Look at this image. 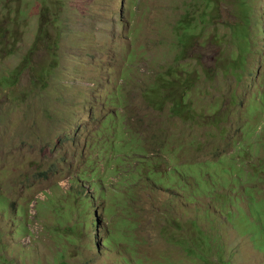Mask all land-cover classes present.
<instances>
[{"label":"rangeland","instance_id":"374dc122","mask_svg":"<svg viewBox=\"0 0 264 264\" xmlns=\"http://www.w3.org/2000/svg\"><path fill=\"white\" fill-rule=\"evenodd\" d=\"M29 1L22 15L0 0V264H99V239L102 264H264V0ZM186 15L214 28L211 44L184 53L174 30L159 49ZM253 44L257 70L213 76L224 94L198 79L167 87L175 56L173 76L206 77L219 54L247 64ZM137 128L156 136L149 150ZM211 136L216 159H185ZM82 175L102 201L85 223L70 220ZM143 197H159L161 251L143 231Z\"/></svg>","mask_w":264,"mask_h":264},{"label":"clouds","instance_id":"9594fccd","mask_svg":"<svg viewBox=\"0 0 264 264\" xmlns=\"http://www.w3.org/2000/svg\"><path fill=\"white\" fill-rule=\"evenodd\" d=\"M221 1V0H218ZM214 1L209 0V1H202V3L206 6L212 4ZM180 22L181 26L187 29V34L191 35L192 41L189 44V46L187 47V49L190 46H193L195 44L200 43V40H202L201 45L199 46L200 48H205L207 45L211 44L212 38L214 36L217 35L216 32L211 31L212 29L214 30L213 27H210L209 25L206 24V21H201L200 19H198L197 21L194 20L193 18L189 17V16H183L182 19H180L178 21V23ZM177 30H180L182 32H184L182 29H180L179 27L176 28ZM175 29H172L170 31H168V36H166L161 44L159 49H164V43L166 41L170 40V35L172 33V31H174ZM235 39V43H236V49L237 50H242L245 47V41L244 39L241 38H237L236 36L233 37ZM207 42V43H205ZM253 56L251 58H249V61L247 64L241 65L240 62L237 61L236 58L234 59H229L227 58L225 55H217L213 61V66H211V68L209 69L210 71V75H207L206 77H203L202 74L194 69V72L192 70H184L182 68V70L180 72H178L176 75H168L169 76V80H168V84L167 87L168 88H172L174 84H177L179 81H183V87L185 86V84L187 83L186 80H188L191 75L194 77V79H198L201 80L203 83H205L211 90H213L214 92H218V93H222L224 94L226 91H228L226 89V87L224 85H219L218 87L216 85L213 84V76H217V75H223L226 76L229 72H233L236 73L237 75L239 74H251L252 71L257 70V61H258V56H257V51H256V47H254L253 44ZM187 53V50L185 49L184 53ZM155 58L157 59L159 57V55H154ZM240 55L239 58L240 59ZM176 59V56L174 58L171 59L170 62H172L173 60ZM181 61V60H180ZM201 59L198 57V59L196 60V62L200 63ZM92 61L87 62V63H80L77 65L78 69L80 70L81 68H84L85 66L91 64ZM168 63V62H167ZM166 63V64H167ZM162 65V68H164V66L166 65ZM247 66H250V68H247ZM98 73H94V74H88L90 76H95ZM216 94V93H215ZM142 97V95H140ZM143 99V97H142ZM144 102V99H143ZM214 103V99L213 97L210 100H207L205 103H203L200 107L204 108V107H211L212 104ZM143 105V104H142ZM167 112L168 113V118L170 119L172 117V115H174L176 118H178L179 114H173L171 111L168 110H163L164 113ZM144 117V116H143ZM140 119V124H143V120L144 118ZM139 120L138 115H128V123L130 124H137V121ZM184 120H186V122H188L190 124V122L188 121L187 118H185ZM197 121V120H196ZM198 124V121H197ZM196 124V125H197ZM192 125V124H190ZM195 125H192V127ZM82 128V127H81ZM81 128L77 131H75L74 134L70 135L73 137L77 136V133H82L81 131H84L83 129L81 130ZM138 129V128H137ZM137 134H145L147 136H152L151 134L147 133V132H140V130L138 129ZM139 137H141L139 135ZM142 138V142L141 145L144 147V149L149 150L150 146H151V140L146 139L144 137ZM71 139L66 138V136H64L63 141H68ZM153 144H156L155 141H153ZM220 149V142L214 137L211 136L209 141L204 145V147L201 148V150L199 151V153L197 155H189L187 154L185 159L186 160H195L198 159L202 156H208L211 159H216V155L217 153H219ZM84 152L85 149L83 148H79L77 150L76 155L78 156V159L80 160L81 158H83L84 156ZM72 183L73 185H76L78 187H80V193L83 196H74V200L78 203L79 207L76 208L74 214L71 216V221L72 219L76 216V215H81L84 218V223L87 222L92 216V210L94 209V207L96 208H100L102 209V201L101 199L98 197V193L97 190L94 188V186L87 181V179L85 178L84 175L79 176V179H72ZM84 184V185H83ZM158 189V188H157ZM45 194L40 193V195L36 196V199H40L43 200L45 198ZM47 198H49L47 196ZM158 198H149V197H143L141 198L140 201V206L143 208L144 212H143V218L145 216H151L152 217L150 219H147V222L149 221H153L147 225H144L146 223L143 224V231L145 233H147L148 235V239L151 241L153 247L158 250L161 251L165 248V242L164 240L156 233L155 230V224L158 223V221L156 220H162L163 221V215L157 211V206L156 203L158 201ZM36 210V209H35ZM72 223V222H71ZM95 224V230L93 232H95V234L99 237V233H102L104 231V228L102 226H97L96 221L93 222L91 225ZM82 223L79 224V226H81ZM71 225H69L68 227H66L65 230H68L70 228ZM90 227H87V229H85L84 233L89 230ZM82 234L80 233L79 235L75 236L76 238H79ZM103 249L102 246V241L99 239L97 245H96V253L98 255V262L99 264H102L103 260L100 257V251ZM248 257L247 255H243L241 259ZM96 263V262H95Z\"/></svg>","mask_w":264,"mask_h":264},{"label":"trees","instance_id":"16d2710c","mask_svg":"<svg viewBox=\"0 0 264 264\" xmlns=\"http://www.w3.org/2000/svg\"><path fill=\"white\" fill-rule=\"evenodd\" d=\"M37 1H43V0H37ZM202 1H209V0H202ZM28 5H30V1H29V0H18V6H17V8H16L17 13H18V14H22V15H24V12H23V10H22V7H24V6H28ZM0 10H1V11H0V14H1L2 16H4V13H5V6H4V4H2V5L0 6ZM177 27H179L180 29H182V30L184 31V32H182V31H180V30L175 29V31L178 32V34H179L180 36H183V38H184V40H185L184 43H183V48H184V51H185V49L187 50V47H188L189 44L191 43L192 38H191V35L187 34V29L184 28V27H182L181 24H180V22L178 23ZM175 60H176V59H175ZM175 60H173L172 62L167 63V64L164 66V68H163V69L166 70V72H167L168 75H172V74H173L172 64L174 63ZM180 60H181V58L179 59V61H180ZM181 70H182V67H180L179 69H176V70L174 71V75H176V74H177L178 72H180ZM192 80H195V79H194V77L191 75V77H190L188 80H186V81L189 82V81H192ZM143 106L149 108L150 110H152V111H154V112H156V113H161V112H163L162 109H156L152 104L146 102L145 100H144V102H143ZM190 124H192V125H196V124H197V121L195 120V121H193V122H190ZM139 135H140L141 137H144V138L149 139V140H150V137H152L153 140L156 142V140H155L156 136H147V135H145V134H139Z\"/></svg>","mask_w":264,"mask_h":264}]
</instances>
